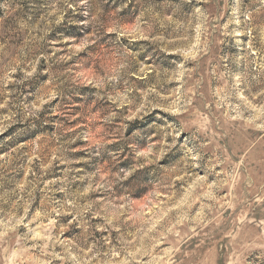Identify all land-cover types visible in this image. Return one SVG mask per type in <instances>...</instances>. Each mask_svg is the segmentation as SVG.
<instances>
[{
	"label": "rangeland",
	"instance_id": "374dc122",
	"mask_svg": "<svg viewBox=\"0 0 264 264\" xmlns=\"http://www.w3.org/2000/svg\"><path fill=\"white\" fill-rule=\"evenodd\" d=\"M0 264H264V0H0Z\"/></svg>",
	"mask_w": 264,
	"mask_h": 264
}]
</instances>
